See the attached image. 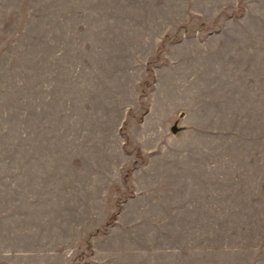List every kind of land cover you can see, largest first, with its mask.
<instances>
[{"label":"rangeland","instance_id":"obj_1","mask_svg":"<svg viewBox=\"0 0 264 264\" xmlns=\"http://www.w3.org/2000/svg\"><path fill=\"white\" fill-rule=\"evenodd\" d=\"M0 264H264V0H0Z\"/></svg>","mask_w":264,"mask_h":264},{"label":"water","instance_id":"obj_2","mask_svg":"<svg viewBox=\"0 0 264 264\" xmlns=\"http://www.w3.org/2000/svg\"><path fill=\"white\" fill-rule=\"evenodd\" d=\"M179 130V127L177 126V124L175 123L174 125L171 126V131L172 132H177Z\"/></svg>","mask_w":264,"mask_h":264}]
</instances>
